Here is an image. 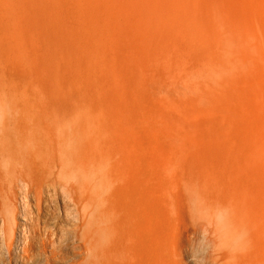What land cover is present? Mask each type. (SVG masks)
<instances>
[{"label": "bare ground", "instance_id": "obj_1", "mask_svg": "<svg viewBox=\"0 0 264 264\" xmlns=\"http://www.w3.org/2000/svg\"><path fill=\"white\" fill-rule=\"evenodd\" d=\"M16 1L0 0V53L6 78L7 36L20 41L24 17L38 16L43 22L48 21L46 13H19ZM95 1L97 7L103 6L102 10H94L92 16L84 13V17L91 16L103 24L98 25L102 38L91 46L104 56L103 62L111 65L110 78H120L126 69L128 78H137L135 64L146 66L145 75L150 80L158 78L151 66L161 63L163 53L158 51L159 44L148 40L152 31L143 25L149 7L144 14L140 8L142 0ZM68 2L45 3L64 7ZM186 2V18L191 19L192 26L179 39L181 45L186 42L196 55L206 58V72L215 84L210 78L209 81L220 94L209 100L207 114L214 121L210 126L215 127V108L221 111L218 114H222L225 124L221 125L223 141L210 144V152L220 165L215 174L219 190L231 193L230 200L212 208L213 212H220L219 221L224 225L226 236L222 244L230 257L242 264H264V0ZM158 3L161 8L163 4ZM55 13L63 23V13ZM83 27L75 22V30L65 27L66 32L59 34L65 38L67 48L77 49L80 39L73 35ZM186 52L194 54L188 48ZM82 70L74 78H97ZM208 87L214 88L210 84ZM236 88L245 94L239 97L243 102L239 105L237 95L233 101ZM237 107L242 115L236 116V111L232 110L234 114L230 110ZM144 108L145 124L154 125L152 110ZM138 120L134 113L107 106L52 112L0 110V244L7 253L8 264L12 263L13 253L22 264H167V236L152 204L150 157L137 155ZM161 132L168 136L166 131ZM140 162L144 171L137 175ZM55 195L62 198L64 219L70 206L82 207L75 221L81 232L82 254L73 263L60 262L64 257L57 236L43 220L45 214L51 216L59 210L56 203L55 207L51 205ZM29 199L34 202L32 212L28 209ZM49 207L53 211L47 213ZM20 215H29L32 220L26 230L16 223ZM20 230L22 234L17 238Z\"/></svg>", "mask_w": 264, "mask_h": 264}, {"label": "rangeland", "instance_id": "obj_2", "mask_svg": "<svg viewBox=\"0 0 264 264\" xmlns=\"http://www.w3.org/2000/svg\"><path fill=\"white\" fill-rule=\"evenodd\" d=\"M142 1L144 3L145 0ZM157 1L163 4L161 8L157 6ZM186 1L181 0L183 5L179 3L180 0H146L144 4H140L143 10H139L144 14L149 10L143 21L146 30L152 31L148 40L161 45H158V51L163 53V59L159 61L161 63L151 66L159 76L150 80L145 75L146 66L139 64H135L138 65L137 68L133 65L137 78H128L126 70L129 69L120 73L118 79L110 78L111 65L108 61L103 62L104 56L99 51H93L91 46L102 38L98 25L103 24L91 17L94 10L98 13L103 7H97L95 0H69L64 7H49L46 0H17L19 13L28 10L35 11L37 15L46 13L48 21L43 22L38 16L24 17L25 29L20 35V41L7 36V78L2 72L0 53V110L41 109L52 112L107 106L136 114L139 117L136 122L137 133L139 132L137 155L138 158L143 155L150 157L153 173L152 204L156 209L155 217L163 223L167 236V264H242L231 258L228 249L222 244L226 236L222 228L224 225L219 221L220 212L212 210L231 199V193L219 190V179L215 174L220 170V165L210 152V144L223 141L221 127L224 120L222 114H218L221 112L219 108H215V127L210 126L214 121L209 119L207 112L209 100L212 101L218 94L215 83L206 72V58L202 54L196 55L186 42L183 43L184 46L181 45L179 39L192 26L191 19L186 18L188 14L185 11L189 9L186 8ZM55 12L63 13V23L57 20ZM88 12L91 16L84 17V13ZM176 13L179 14L175 15ZM179 15L182 17L180 20ZM75 22L78 25L82 23L84 27L73 35L80 39L81 46L71 49L67 48L63 40L65 38L61 39L59 34L66 32L65 27L71 30L75 27ZM186 47L188 52L192 51L196 56L187 54ZM125 61L126 59L123 63ZM81 70L89 76L96 74L97 78H74ZM222 76L227 74L222 73ZM209 84L214 87L213 90L207 88ZM239 88H236L237 91L235 89L237 93L234 91V98L231 97L235 102L237 95V105L243 103L239 97L243 98L245 95ZM144 107L152 110L154 125L145 124ZM233 109L236 116L242 115L240 107L230 110ZM238 120L233 121L238 123ZM161 130L166 131L168 136H164ZM143 171L140 162L136 173L141 175ZM27 203L32 212L33 200L29 199ZM55 203L59 210L56 209L51 216L45 214L43 220L48 229H54L57 236L61 256L64 257L60 262L67 260L66 262L73 263L82 254L81 232L75 224L82 213V207L70 206L69 215L64 219L65 216L61 213L64 205L62 198L55 195L51 205L55 207ZM48 209L47 213L53 211L52 207ZM89 220L92 221V217ZM16 223L20 229L25 230L33 224L29 215H20ZM20 231L17 238L22 234V230ZM19 247L18 242L16 251ZM37 254L38 250L35 249L34 255ZM7 261V253L0 244V264H8ZM11 264H22L15 253Z\"/></svg>", "mask_w": 264, "mask_h": 264}]
</instances>
